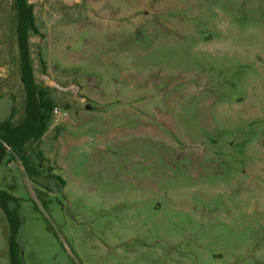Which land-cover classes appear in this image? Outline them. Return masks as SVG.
I'll use <instances>...</instances> for the list:
<instances>
[{
  "label": "rangeland",
  "instance_id": "374dc122",
  "mask_svg": "<svg viewBox=\"0 0 264 264\" xmlns=\"http://www.w3.org/2000/svg\"><path fill=\"white\" fill-rule=\"evenodd\" d=\"M24 5L34 78L67 117L41 169L30 157L38 177L8 149L0 164L23 264H264V0ZM18 14L0 0V121L14 109V124ZM8 237L0 209V264Z\"/></svg>",
  "mask_w": 264,
  "mask_h": 264
},
{
  "label": "trees",
  "instance_id": "16d2710c",
  "mask_svg": "<svg viewBox=\"0 0 264 264\" xmlns=\"http://www.w3.org/2000/svg\"><path fill=\"white\" fill-rule=\"evenodd\" d=\"M15 2L19 8L16 40L25 105L24 115L19 123L14 124L13 122L14 109H11L6 119L0 121V164L6 155V149H8L12 158L21 163L25 174L29 179H32L39 176V170L30 164V157L35 158L38 168L41 169L44 158L39 146L43 135L53 121L52 111L56 105L51 97L52 90L37 83L34 78L27 35L23 28L26 26L33 34H38L32 10L25 7L24 0H15ZM42 66H45L43 62ZM54 178L64 184L60 177ZM19 201L11 193L0 189V209L7 219L9 228L7 250L9 264H23L20 248L16 241L17 232L22 223L19 215Z\"/></svg>",
  "mask_w": 264,
  "mask_h": 264
},
{
  "label": "built area",
  "instance_id": "2783aa9c",
  "mask_svg": "<svg viewBox=\"0 0 264 264\" xmlns=\"http://www.w3.org/2000/svg\"><path fill=\"white\" fill-rule=\"evenodd\" d=\"M53 115H57V117L59 119H64L67 117V113L66 112H62V110L60 108H58L57 106H55L53 108V111H52ZM54 120V119H53Z\"/></svg>",
  "mask_w": 264,
  "mask_h": 264
},
{
  "label": "crops",
  "instance_id": "0c3cea01",
  "mask_svg": "<svg viewBox=\"0 0 264 264\" xmlns=\"http://www.w3.org/2000/svg\"><path fill=\"white\" fill-rule=\"evenodd\" d=\"M58 121H59V122H65L63 119H59V118L57 117V119L54 121V123H57ZM67 121H68V120H67ZM68 122H70V121H68ZM68 122H67V123H68Z\"/></svg>",
  "mask_w": 264,
  "mask_h": 264
},
{
  "label": "flooded vegetation",
  "instance_id": "af4514ba",
  "mask_svg": "<svg viewBox=\"0 0 264 264\" xmlns=\"http://www.w3.org/2000/svg\"><path fill=\"white\" fill-rule=\"evenodd\" d=\"M86 107V106H85ZM88 107V106H87Z\"/></svg>",
  "mask_w": 264,
  "mask_h": 264
}]
</instances>
